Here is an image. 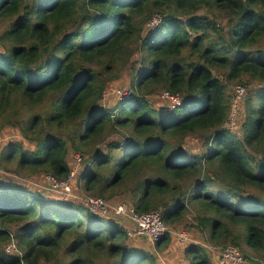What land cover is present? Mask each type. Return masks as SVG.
<instances>
[{
  "label": "trees",
  "instance_id": "1",
  "mask_svg": "<svg viewBox=\"0 0 264 264\" xmlns=\"http://www.w3.org/2000/svg\"><path fill=\"white\" fill-rule=\"evenodd\" d=\"M2 23L0 264H161L128 241L123 215L34 186L66 178L74 153L90 196L166 224L191 206L203 241L253 247L264 264V0H0ZM125 68L131 89L104 104ZM157 90L180 104L150 103ZM209 254L190 243L180 264Z\"/></svg>",
  "mask_w": 264,
  "mask_h": 264
},
{
  "label": "rangeland",
  "instance_id": "2",
  "mask_svg": "<svg viewBox=\"0 0 264 264\" xmlns=\"http://www.w3.org/2000/svg\"><path fill=\"white\" fill-rule=\"evenodd\" d=\"M157 16H155L154 18H156ZM159 17V16H158ZM152 18L151 20H149L147 22V25L150 26V28H153V26H155L159 20V19H155ZM158 20V21H157ZM4 23L0 24V34L2 33V30L4 28ZM136 65V64H135ZM123 71H125L122 76L117 77L113 80V82L115 83H119V85H115L112 87V91L109 92H105L103 95V101L104 104H108L109 106H111V104L114 102H118L121 98L126 97L127 93L129 92V90L131 89L130 87H128V84H124L123 83V79L126 76L128 78V72H130V69L125 68ZM233 82H230L227 86V90L228 93L231 95V85ZM117 89H123L120 92L117 91ZM160 90L155 91L153 94H151L149 96V98L151 100H149V102L151 103L152 100L154 102L155 106H158L159 108L161 107H166L167 104V99L165 97H163L161 95ZM109 96H111L109 98ZM244 108L240 107L237 108L234 104L233 109L230 112V116L228 119V123H227V127L234 132H237V135H240V132L238 131V122L239 120H241V114L243 112ZM124 133V132H122ZM6 138V137H5ZM191 144V145H190ZM190 144L187 143V146L191 149H194L198 146L195 145V141H190ZM193 151V150H192ZM75 154H73V157L75 158ZM70 161L72 162V170L71 172L74 173V178L71 181V194L69 193V195H66L67 192H60L58 190H52L53 188H51V185H49V183L47 182V180L49 179L50 175H45L43 176L37 183H34V186H36L38 189H41V192L44 193L43 195L47 196L50 199H55V200H68L71 201L75 204H81V202L83 201V197L87 196V195H94L93 192H88L87 190H85V186L83 184V182L81 181V179L79 178V170L84 169V163H82L81 165H78V162L75 159H72V157H70ZM74 162V164H73ZM88 167L93 168V164L89 163L85 169ZM51 177V176H50ZM107 200H112V198L108 197L105 198ZM114 202V201H112ZM194 211L191 209V206L188 208V210L186 211V214L178 221L175 222L173 224H168L167 225L174 229V230H185L187 232V238L183 241L180 242L179 240H177V238L174 235H171L169 238V242L167 245H163L160 244L159 246H157L155 243V241H151L148 237L144 236V237H140V238H128V241L133 243L134 246L137 247H144L145 249H148L151 253H153L155 255L156 258H158L159 262L161 264H180V262L184 259L183 256V250L186 248V246H188L190 243L193 244H200L201 246H206V247H210L209 250L211 251L210 254V258H212V262L213 264H217V255L220 251L219 247H215L216 245H210L207 244L205 241H203V237L196 231V229H194V226L196 224L195 221V217H194ZM125 218V217H124ZM119 222H122V225L124 226V228L129 229L131 227V222L125 218V219H121L119 218ZM206 243V244H205ZM5 251L8 252L9 254L12 253V251H15V246L11 245L7 248H5ZM251 251V252H250ZM249 251V256L245 257L246 260V264H257L259 261H254V260H250V258H254L255 254L258 255V252L251 247ZM248 252V251H247ZM253 252V253H252ZM15 253V252H14Z\"/></svg>",
  "mask_w": 264,
  "mask_h": 264
},
{
  "label": "built area",
  "instance_id": "3",
  "mask_svg": "<svg viewBox=\"0 0 264 264\" xmlns=\"http://www.w3.org/2000/svg\"><path fill=\"white\" fill-rule=\"evenodd\" d=\"M155 19H159V17L157 16L154 20ZM242 93L243 88L240 86L237 87L236 94L239 96L238 98L241 97ZM161 95L166 99H170L171 102H174V105L179 103V98L170 95L167 91L161 92ZM75 158L77 162H80L81 158L79 154H75ZM73 178L74 173L70 171L68 176L64 179L59 180L49 176L47 181L49 185H51V188H53L52 190H58L60 192L65 191L67 192L66 195H69V193L72 195L71 181ZM81 203L89 212L100 217H106L110 209H113L116 215H123L126 217L131 222L132 226L125 230V235L131 238L146 236L151 241L156 242L166 235H174L177 240L183 242L187 236L185 230H174L164 223L158 211L137 212L134 208L127 207L125 203H118L115 206H109L102 197H93L90 195L83 197ZM11 245L6 246V248ZM206 248L209 250L210 247ZM216 261L217 264H246L245 256L242 254L241 250L232 245L220 248Z\"/></svg>",
  "mask_w": 264,
  "mask_h": 264
},
{
  "label": "clouds",
  "instance_id": "4",
  "mask_svg": "<svg viewBox=\"0 0 264 264\" xmlns=\"http://www.w3.org/2000/svg\"><path fill=\"white\" fill-rule=\"evenodd\" d=\"M178 97V96H177ZM179 98V97H178ZM180 104V98H179V103L177 104V105H175V106H178ZM159 212V211H158ZM206 247V246H205ZM207 250H208V248H207ZM210 255V254H209Z\"/></svg>",
  "mask_w": 264,
  "mask_h": 264
},
{
  "label": "bare ground",
  "instance_id": "5",
  "mask_svg": "<svg viewBox=\"0 0 264 264\" xmlns=\"http://www.w3.org/2000/svg\"><path fill=\"white\" fill-rule=\"evenodd\" d=\"M110 62V61H109ZM187 238V236L185 237V239ZM239 249V248H238Z\"/></svg>",
  "mask_w": 264,
  "mask_h": 264
},
{
  "label": "crops",
  "instance_id": "6",
  "mask_svg": "<svg viewBox=\"0 0 264 264\" xmlns=\"http://www.w3.org/2000/svg\"><path fill=\"white\" fill-rule=\"evenodd\" d=\"M212 259V258H211Z\"/></svg>",
  "mask_w": 264,
  "mask_h": 264
}]
</instances>
